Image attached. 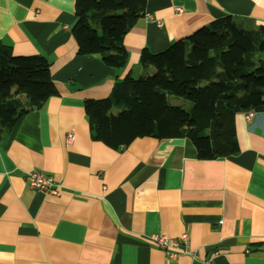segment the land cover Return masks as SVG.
I'll return each mask as SVG.
<instances>
[{"label":"crops","instance_id":"crops-1","mask_svg":"<svg viewBox=\"0 0 264 264\" xmlns=\"http://www.w3.org/2000/svg\"><path fill=\"white\" fill-rule=\"evenodd\" d=\"M73 2L0 0V48L44 57L57 92L0 139V264H264V113L237 114V154L204 161L184 138L109 148L91 140L83 110L141 74L143 49L224 16L264 27V0H147L123 37V69L76 54ZM31 171L59 196L31 190ZM158 233H186L192 256L167 258L149 239Z\"/></svg>","mask_w":264,"mask_h":264},{"label":"trees","instance_id":"trees-1","mask_svg":"<svg viewBox=\"0 0 264 264\" xmlns=\"http://www.w3.org/2000/svg\"><path fill=\"white\" fill-rule=\"evenodd\" d=\"M146 2L74 0L76 54L96 55L105 66L123 69V37L145 15ZM263 53L264 27H247L230 16L160 52L143 49L139 76L127 74L106 98L83 102L89 136L112 149L126 148L137 138H184L198 160L235 155V116L264 113ZM56 94L44 57L0 48V139L20 117ZM167 95L187 100L189 110L169 105Z\"/></svg>","mask_w":264,"mask_h":264},{"label":"built area","instance_id":"built-area-1","mask_svg":"<svg viewBox=\"0 0 264 264\" xmlns=\"http://www.w3.org/2000/svg\"><path fill=\"white\" fill-rule=\"evenodd\" d=\"M178 12L180 10L178 9ZM71 138V135H68ZM29 188L36 193L58 197L60 193V186L53 181V179L42 172L31 171L26 173ZM150 241L160 249L163 254L170 259H177L181 255L192 254L187 250L189 245V237L186 233H182L177 238H169L161 233L151 235Z\"/></svg>","mask_w":264,"mask_h":264},{"label":"rangeland","instance_id":"rangeland-1","mask_svg":"<svg viewBox=\"0 0 264 264\" xmlns=\"http://www.w3.org/2000/svg\"><path fill=\"white\" fill-rule=\"evenodd\" d=\"M152 71H153V69L151 70V71H148L149 72V74H151L152 73ZM171 98H179V97H177V96H173V95H168V102L171 104L172 103V101H170L169 99H171ZM182 99V103H178V107H179V109H181V110H184V111H188L189 110V102L187 101V100H185V99H183V98H181ZM188 104V105H187Z\"/></svg>","mask_w":264,"mask_h":264}]
</instances>
